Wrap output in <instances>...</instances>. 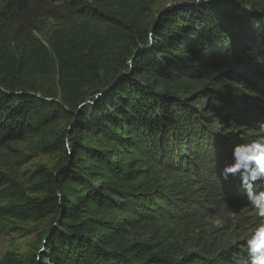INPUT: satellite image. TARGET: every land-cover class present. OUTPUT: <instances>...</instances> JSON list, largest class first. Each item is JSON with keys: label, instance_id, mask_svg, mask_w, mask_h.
<instances>
[{"label": "trees", "instance_id": "1", "mask_svg": "<svg viewBox=\"0 0 264 264\" xmlns=\"http://www.w3.org/2000/svg\"><path fill=\"white\" fill-rule=\"evenodd\" d=\"M149 8L146 0H0V146L42 136L59 110L83 135L71 139L57 173L41 172L40 197L23 198L0 173L13 189L1 213L49 219L44 252L30 264H202L198 254L191 263L178 258L165 234L151 232L149 193L132 180L130 162L118 163L120 148L137 147L135 130L144 129L163 157L179 161V149L194 146L189 128L218 116L256 118L264 98V0H184L153 19ZM221 74L240 78L243 89ZM116 77L97 104L96 123L84 110L75 116ZM90 134L97 147L88 145Z\"/></svg>", "mask_w": 264, "mask_h": 264}, {"label": "rangeland", "instance_id": "2", "mask_svg": "<svg viewBox=\"0 0 264 264\" xmlns=\"http://www.w3.org/2000/svg\"><path fill=\"white\" fill-rule=\"evenodd\" d=\"M183 1L146 0L151 19L158 11ZM44 35L40 34L39 38L44 40ZM221 77L227 85L241 88L240 78L232 82L227 81L223 74ZM103 97H98L81 110L76 108L73 111L75 116L84 110L86 120L96 123V107ZM192 99L189 100L191 105L197 107ZM56 100L61 102L59 96ZM256 109V118L249 121L240 119V122H234L233 115V120L224 121L218 116L216 123H211L212 119H209L204 122V127L197 125L194 131L189 128L187 135L193 134L191 141L194 146H190L188 153L183 150L180 154L179 149V161L178 156L176 161L173 157H163V153L152 145L150 132L144 129L135 130L136 141L139 140L137 147L120 148L118 163L130 162L136 169L132 180H136L135 184L139 183L141 192L149 193L150 199L145 198V209L148 208L147 219L155 223L151 232L156 228L160 235L165 234V240L179 251L177 257L185 258L188 263L198 254L202 264H248L246 237L264 223V218L257 215L248 199L250 193L254 198H260L264 193V181L250 183L252 169L243 167L256 152L247 148L239 150L242 171L235 176L224 179L219 172L225 164L232 163L234 145L250 144L259 136L256 123L264 119V98L258 102ZM56 114L43 127L42 136H29L0 146V173L13 178L18 186L15 190L21 189L23 198L42 196V191L37 190L42 186L41 172L57 173L56 165L64 151L70 148L71 139L83 136L71 124V116L64 118L60 110ZM230 122L234 125H229ZM93 135L88 136L87 143L97 147L96 134ZM200 135L205 138L198 139ZM9 183L3 184L0 178V208L7 205L5 193L13 190ZM19 209L23 211V208ZM48 223V218L23 219L17 212L4 214L0 211V261L8 258V261L13 260L17 264L36 262L45 249ZM160 239L161 236H158ZM44 263L49 264V260Z\"/></svg>", "mask_w": 264, "mask_h": 264}, {"label": "clouds", "instance_id": "3", "mask_svg": "<svg viewBox=\"0 0 264 264\" xmlns=\"http://www.w3.org/2000/svg\"><path fill=\"white\" fill-rule=\"evenodd\" d=\"M259 136L250 144L234 145L232 149V163L225 164L219 174L224 179L229 176H235L241 172L238 152L241 148L254 150L256 154L243 165L244 168L252 169L250 175V183L255 181H264V119L258 120L256 123ZM247 187V185H242ZM249 203L252 205L259 217L264 218V193L260 198H254L249 194ZM246 252L248 255V264H264V223L258 225L255 230L248 234L245 240Z\"/></svg>", "mask_w": 264, "mask_h": 264}, {"label": "water", "instance_id": "4", "mask_svg": "<svg viewBox=\"0 0 264 264\" xmlns=\"http://www.w3.org/2000/svg\"><path fill=\"white\" fill-rule=\"evenodd\" d=\"M121 77H116L112 83H110L109 85H107L106 87H104L103 89H101L100 91H98L97 93H95L94 95H92L91 97L87 98L84 102L81 103V105L79 106L78 110L85 108L87 105H89L93 100L97 99L98 97H102L103 95H105L110 88H112L114 85L117 84V82L120 80Z\"/></svg>", "mask_w": 264, "mask_h": 264}]
</instances>
